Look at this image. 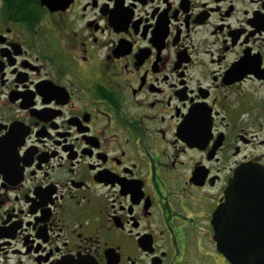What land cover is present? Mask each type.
<instances>
[{
    "label": "flooded vegetation",
    "instance_id": "obj_1",
    "mask_svg": "<svg viewBox=\"0 0 264 264\" xmlns=\"http://www.w3.org/2000/svg\"><path fill=\"white\" fill-rule=\"evenodd\" d=\"M0 130V264H264V0H0Z\"/></svg>",
    "mask_w": 264,
    "mask_h": 264
},
{
    "label": "snow or ice",
    "instance_id": "obj_2",
    "mask_svg": "<svg viewBox=\"0 0 264 264\" xmlns=\"http://www.w3.org/2000/svg\"><path fill=\"white\" fill-rule=\"evenodd\" d=\"M46 87H49V86H46ZM23 135V134H21ZM7 139V136L4 134V132L2 130H0V145L3 144V141ZM23 143V140L21 139V144Z\"/></svg>",
    "mask_w": 264,
    "mask_h": 264
},
{
    "label": "water",
    "instance_id": "obj_3",
    "mask_svg": "<svg viewBox=\"0 0 264 264\" xmlns=\"http://www.w3.org/2000/svg\"><path fill=\"white\" fill-rule=\"evenodd\" d=\"M246 264H249V263H246Z\"/></svg>",
    "mask_w": 264,
    "mask_h": 264
}]
</instances>
